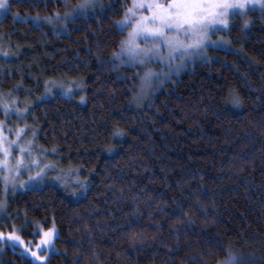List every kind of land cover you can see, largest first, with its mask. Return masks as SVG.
<instances>
[{
	"label": "trees",
	"instance_id": "16d2710c",
	"mask_svg": "<svg viewBox=\"0 0 264 264\" xmlns=\"http://www.w3.org/2000/svg\"><path fill=\"white\" fill-rule=\"evenodd\" d=\"M131 1L37 27L33 17L63 13V0H12L0 19L15 54L0 63V93L27 109L15 126L87 182L86 197L70 198L51 177L12 211L27 233L55 225L46 264H218L229 251L237 264H264V12L234 23L235 50H211L137 103L138 70L111 62L126 35L114 22ZM177 204L191 223L173 215ZM134 215L138 224L109 233ZM20 253L6 247L0 264H26Z\"/></svg>",
	"mask_w": 264,
	"mask_h": 264
},
{
	"label": "snow or ice",
	"instance_id": "6c2138e0",
	"mask_svg": "<svg viewBox=\"0 0 264 264\" xmlns=\"http://www.w3.org/2000/svg\"><path fill=\"white\" fill-rule=\"evenodd\" d=\"M64 7L67 9L63 13L57 12L55 17H42L37 15L33 17L36 26L39 27L41 21L49 23L63 20L72 23L75 20L86 17L89 14H94L98 6L103 7L100 0H78L76 4H71L70 0H63ZM259 5L264 9V0H132L130 7L126 8L124 17L115 21V27L118 31H127L125 39L119 41L118 50L112 54V63L116 67H130L134 69L143 68V74L137 71L135 76L140 80L139 92L137 93V103L144 99L149 94V89L153 86L156 80L163 77L165 80L169 79L170 74L179 72L182 68L186 67L189 62L198 56H203L209 47L217 46L224 47L230 44L223 37L219 40L213 41L212 36L217 31H224L229 28V17L237 14H247L250 7ZM11 0H0V15L6 16L11 9ZM247 27V22L245 24ZM141 41L143 43H141ZM166 50V51H165ZM150 63L162 64L169 69L166 73L163 70L157 72L152 68L146 67ZM126 78V77H125ZM135 87V86H134ZM71 94V89L68 90ZM84 101V97H81ZM233 104H239V98H232ZM0 106H2L5 120H0V173L7 171V175L0 177V183L4 185L5 199H0V213L6 212L7 194L18 187L34 189L47 178V173L53 169L52 165H45L40 167L41 160L33 158L32 152L35 148V136L33 140L21 144V140L26 132V128L18 130L8 128L6 120L11 115H24L18 110L12 109L11 105L3 102L0 97ZM15 132L16 139H10L9 133ZM117 136L123 135V130H117ZM18 150L23 155L11 163L15 159L12 155L14 151ZM37 151L44 152L43 148ZM109 152L113 149L109 148ZM55 152V149H53ZM24 156H28L31 163H25ZM33 167L39 168L40 171L35 175H30L27 181H19L21 174H27ZM21 170H27L21 172ZM57 180L60 177H56ZM77 187L81 189L80 192H69L67 187L65 193L68 197H86L87 182H76ZM138 191V190H137ZM190 199L183 201L184 205L190 204ZM178 218L183 217L191 223V217L186 216L181 204H177L173 212ZM141 217L138 215L132 216L124 225H117L115 228H109V233L115 235L117 230L125 227H132L133 224H138ZM99 227V225H98ZM159 227V225H153ZM180 225L175 230L177 241L182 234ZM18 231L23 229L8 232H0V244H7L9 247L15 249L21 247L20 255L26 258V264H33V260L44 264L46 257L39 255L40 251L45 250L44 246H52L53 240L57 235L55 225L43 232L40 243L35 244L36 251H33L29 246L31 242H25L18 234ZM39 232V230H38ZM133 234V239L135 238ZM144 245H134L135 248H143ZM180 250L179 243L170 251L175 254ZM189 259H197V257H190ZM238 256L228 252V255L223 261L218 264H237ZM14 264V262H13ZM169 264H175L174 260L170 259Z\"/></svg>",
	"mask_w": 264,
	"mask_h": 264
},
{
	"label": "rangeland",
	"instance_id": "374dc122",
	"mask_svg": "<svg viewBox=\"0 0 264 264\" xmlns=\"http://www.w3.org/2000/svg\"><path fill=\"white\" fill-rule=\"evenodd\" d=\"M12 1V0H11ZM104 0H100V3H102ZM132 4V1H131ZM130 4V6H131ZM16 5V4H15ZM129 6V7H130ZM10 11V10H9ZM253 11H260V12H264V9H262L259 5H256L255 7H250L247 10V14H237V15H231L229 17V28L227 30L224 31H217L215 33V35L212 36V40L216 41L219 40L221 37H223L226 41H230V44H226L224 47H217V46H212L209 47L207 49V52L203 55V56H198L195 59H193L191 62H189L187 64L186 67L182 68L179 72H176L175 74H170L169 75V79L165 80L163 77H161L159 80H156L153 84V86L151 87V89H149V94L142 100H145L147 98L150 97L151 94H153L154 91H157L158 89H160L164 84H166V82H168L169 80H171L175 75H178L179 73H181L182 71L186 70L187 68H189L190 66H192V64H194L195 62H199V61H203L208 59V57L210 56V52L211 50L214 49H226V50H235L237 48V46L234 43V38L231 36V28L234 25V23L237 20H243L246 24V22H250L251 21V13ZM4 17V15H0V19H2ZM127 36V31H126V35L124 37V39ZM2 36H0V63H6V62H13L15 61V54L13 53L12 49H11V43L9 41H4V39H2ZM141 43H143L141 41ZM166 51V50H165ZM146 67L152 68L155 71L159 72L161 70H163L164 72L168 73L169 69L164 67L162 64H156V63H150L149 65H147ZM138 71H140L141 75L143 74V68L137 69ZM140 81V80H139ZM55 88H57V86H55ZM138 92H139V87H138ZM137 92V93H138ZM137 95V94H136ZM153 96V95H152ZM0 97L3 98V102L4 103H8L11 105L12 109L14 110H18L21 113H25V110L20 109L17 104L19 103L18 100L13 99L12 102H8L6 97H4L1 93H0ZM136 97V96H135ZM136 101V99H134ZM141 101V100H140ZM27 113V112H26ZM20 116V115H19ZM18 117V116H17ZM5 115L2 109V106H0V120H5ZM15 120V117H13V115L10 116V118H8L6 120L7 126L8 128H12V129H20V128H24V125L21 126H15L16 123L19 122V120H17L16 122H13ZM15 123V124H14ZM9 137L10 139H16L15 136V132L9 133ZM29 137H27L25 134L23 136V139L21 140V144L25 145L26 141H29ZM35 143V142H34ZM26 146V145H25ZM40 147L35 143V148L33 149L32 152V156L33 158H38L41 160V165L40 167L43 168L45 165H52L53 169L50 170L47 173V178L41 182V184L39 186H42L44 183L49 182V178L53 177L52 180L50 182L53 183H58L63 187H68L70 189V191H77L80 188L77 187L76 185V181H82L81 178L78 177V175H75L74 170H69L64 172L63 170H61L60 168L56 167L55 164L52 162L51 158H50V153L47 151L44 152H39L37 151ZM12 155L15 157V159L11 160V163H15L16 159H19L23 154L20 153L18 150L14 151L12 153ZM24 161L25 163H31L32 160L29 159L28 156H24ZM27 170H21V172H25ZM40 171L39 168L33 167L30 171H27V174H21L19 176V181H27L28 177L30 175H35L36 172ZM7 171H5L4 173H0V177H2L3 175H7ZM77 174V172H76ZM56 177H60L59 180L56 179ZM38 187V186H37ZM67 188V189H68ZM29 189V188H20L18 187L17 189L9 192L7 194V203H8V207L6 212H2L0 213V232H4L5 234H7L8 232H13V231H17L20 229H23V231H18V234L21 236V238L23 239V241L25 242H31L30 243V247L32 248L33 251H36L35 248V244L40 243L42 236H43V232L47 231L49 228H46L44 225L39 224V223H35L34 225L32 224L33 228H31V230H29L30 233H27L26 227L22 225V223L19 222V216L17 214L16 211H12L11 209V201L22 191ZM0 199H5V194H4V185L2 183H0ZM27 223V222H26ZM31 223V222H29ZM51 228V227H50ZM39 230V232H38ZM57 236V235H56ZM56 236L53 240V245L52 246H44L45 250L40 251L39 255L45 256L46 257V261L44 262V264H46V262L49 259V255L51 253H53L54 251H56V245H55V240H56ZM6 247H9L7 244H0V251L5 249ZM18 249H20L21 251V247H16ZM31 259V257H29ZM35 261V260H34ZM37 263H40L38 261H36Z\"/></svg>",
	"mask_w": 264,
	"mask_h": 264
}]
</instances>
